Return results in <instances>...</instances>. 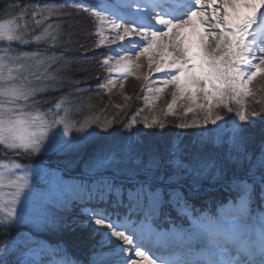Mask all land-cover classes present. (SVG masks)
<instances>
[{"label": "snow or ice", "instance_id": "obj_1", "mask_svg": "<svg viewBox=\"0 0 264 264\" xmlns=\"http://www.w3.org/2000/svg\"><path fill=\"white\" fill-rule=\"evenodd\" d=\"M60 7L36 3L18 13L17 4L2 9L6 18H0V146L15 154L0 159L3 228L26 220L33 197L32 171L15 157L78 150L103 138L114 122L98 124L102 131H97L91 125L99 117H86L76 127L67 97L51 108L40 107L47 101L38 96L63 87L61 62L67 61L62 52L50 51L62 47L61 26L52 22L61 15ZM29 9L33 26L26 19ZM84 10L99 24V43L119 49H110L116 54L102 61L110 78L100 87H114L116 78L134 75L132 69H139L137 61L145 57V81L154 73L163 74L159 86H145L157 94L152 99L169 85L174 89L165 115L176 114L177 99L194 105L185 107L184 115L202 113L177 125L201 129L187 143H171L161 150L142 146L130 136L118 160L104 152L94 158L90 172L115 164L124 179L113 174L92 180L86 202L97 206L82 210L87 220L81 223L94 225L99 240L88 264H264V128L257 141L249 129L256 128L252 117L258 114H249L246 104L255 95L252 82L264 78V0H95ZM105 25L111 36L104 35ZM31 45L34 50H24ZM233 102L238 107L228 118L225 137V118L214 109L232 113ZM135 124L133 118L125 127L131 130ZM209 124L217 126L211 138L204 127ZM154 125L165 127L157 115L145 118V127ZM73 131L80 135L71 136ZM206 181L227 196L218 207L198 213L197 203L207 196ZM55 183L69 190L88 188L83 178L72 184L57 175ZM54 217L45 206L44 222ZM181 222L188 226L181 227ZM0 253V264H78L66 251L49 250L29 238L11 237Z\"/></svg>", "mask_w": 264, "mask_h": 264}, {"label": "rangeland", "instance_id": "obj_2", "mask_svg": "<svg viewBox=\"0 0 264 264\" xmlns=\"http://www.w3.org/2000/svg\"><path fill=\"white\" fill-rule=\"evenodd\" d=\"M39 1H43L41 5L44 3H54L57 6H61L59 9L61 15L53 18L52 22L61 26L60 44L62 47L50 50H54L57 53L62 52L64 54L67 63L64 64L61 62L64 69L62 75L66 78V83H68L70 87L69 91H66L64 94L61 91L50 90L38 96L37 99L47 101V103L40 105V107L42 109L51 108L61 97H67L68 103L66 106L71 110L70 119L73 120L75 126L79 127L86 117H99L98 123L91 125V128L97 131H102V129L98 127V124H104L109 121L110 118H113V121L117 119L114 123H117L116 126L118 128H112L110 132L111 135L105 134L104 137L97 142L91 143L90 149H95L94 152H97L94 154L92 153L93 156L83 164L81 172L94 173L89 171V165L101 152L107 154L114 153L116 159H118L116 153L118 152L119 146H125L130 136L132 140L138 141L142 146L157 145L163 150L171 143H187L199 134L201 129H182L177 127L180 123L191 121L194 118H198L199 115H202V113L199 112L195 114L190 112L184 115V108L191 106L187 99H177L173 108L176 114L165 115L168 104L173 100L172 93L174 89L171 85H169L163 93L159 94L158 99H152L157 94L148 92L147 87H151L154 84L159 86L156 82L162 78L163 74L154 73L148 81H145L143 77L149 72L148 62L145 57H141L137 61L141 65L139 69H132L134 75H129L127 79H123L122 81L121 78H116L114 87L109 86L108 89L100 87L102 84H107V80L110 78L102 61L105 57L114 56L116 54L110 51V49H116V46L109 43H98V41L101 40V36L97 35L99 24L90 14V11L84 10V6L94 4L95 0ZM33 4H36V2ZM69 18L70 21H72L73 18H79L82 21H84V18H86V20L89 19L88 21L93 28L89 25L90 30L88 33L80 32L81 36H86L80 41L79 38L76 37L75 31H69L72 27ZM29 19L32 23L30 12ZM104 28V35L111 36V33L107 31L106 25ZM83 29L85 30L86 26L81 27V30ZM97 43L100 45L98 46ZM104 45L108 48L107 53L101 48V46ZM35 47V45H31L24 50L32 51ZM41 47H45V45H41ZM138 50V48L135 49V51ZM135 51L132 53L133 56H135ZM116 52H119V49H116ZM112 62L114 63L115 61L113 60ZM121 82L124 84L123 88L120 87ZM250 87L255 95L246 99L247 112L249 114L255 112L258 116L252 117V119L256 120V128H250L249 131L255 132L256 139L259 141L261 138V129L264 128V78L258 76ZM145 97L149 99L146 100ZM230 106L233 108L232 113L227 112L223 107L214 109L216 113L225 118V123L223 124L218 121V124H221V128L224 129L225 137L227 135V128L230 125L228 118L234 116L238 107L234 102L231 103ZM111 110L113 114L110 113V115H108V113H104V111ZM60 114L63 115V112ZM153 115H157L161 122L164 123L165 127L163 129L155 125L151 128L145 127V118L147 117L150 121ZM133 118H135L136 124L134 129L130 130L126 128L125 125ZM204 127L208 130L205 134L211 138L215 134L212 130H215L217 126L209 124ZM60 131H63L62 127ZM64 135L65 138L71 139V136H79L80 134L73 131L71 136L68 134ZM106 140L110 142L114 141V144L109 147L110 142ZM107 146L109 149L104 148ZM84 147L85 146L78 150L57 154L38 153L35 156H25L21 154L15 157L19 160L21 165L29 166L32 171L30 185L32 187L33 197L29 203L27 218L24 222L13 224L8 228L0 226V246H4L5 242L11 237H16L17 241H20L22 238H29L49 250L59 248L67 251V253L70 254V259H74L71 257L75 256L85 261L89 260V256L93 251V247L97 244L99 236L94 235V225H82L81 223L87 220L82 210L88 206L75 199L77 197L76 195H74L73 198L68 194V192H75V190H69L65 185H57L55 183V176L57 175L62 176L65 181L70 180L69 182L73 180L70 179L72 175H78L75 169H78L76 167L80 165L81 162L76 163L75 159L76 157L78 158L81 153L83 154L85 149L82 148ZM14 156L15 154L13 152L0 146V159H8ZM55 159L60 160L55 161ZM56 164H64L69 174L62 173ZM112 166L108 169L98 168L95 172L106 174L113 173L109 170L112 169ZM205 188L207 189V196L204 200L200 201L201 204H199V202L197 203L196 209L201 210L202 208L203 211L205 209L211 211L214 207H218L221 201V191L223 190L220 189L218 185H213L211 181L205 182ZM76 192L77 194L79 193V191ZM66 201L68 202L67 204L65 203ZM200 205H203V207ZM45 206L55 213L54 221L51 223L44 222L43 213ZM52 235L54 239L53 241H49ZM61 240L63 242H61ZM0 255H2V253H0ZM60 258V255L56 257V259Z\"/></svg>", "mask_w": 264, "mask_h": 264}, {"label": "trees", "instance_id": "obj_3", "mask_svg": "<svg viewBox=\"0 0 264 264\" xmlns=\"http://www.w3.org/2000/svg\"><path fill=\"white\" fill-rule=\"evenodd\" d=\"M44 1H48V0H44ZM42 3L43 1H39V0H0V18H6L5 16H4V14H3V11H2V9H3V6L4 5H12V4H17V5H19V8H17V13L19 12V10H20V8H22V7H24L25 5H28V4H33V3ZM29 12H30V9H29ZM27 20H28V22H29V25L30 26H33L32 25V23H31V21H30V19H29V15L27 16V18H26ZM89 19H87L86 20V18H84V21H82L81 19H79V18H73V20L72 21H70V18H69V22H70V24H72V27H71V29L69 30L70 32H72V31H75V33H76V37H78L79 38V40L81 41V39L82 38H84V37H86V36H84V35H82L81 36V34H80V32L81 33H83V32H89V30H90V28H89V25L92 27V25L89 23V21H88ZM73 24H74V26H73ZM84 27V26H86V29L84 30H81V27ZM93 28V27H92ZM38 31V30H37ZM75 37V38H76ZM50 51H54V50H50ZM68 54H69V51H68ZM62 75V74H61ZM61 79H62V82H63V87H60L59 88V90H55V91H61L63 94L67 91H69V84L68 83H66V78H64V76L62 75L61 76ZM104 113L106 114V113H108V115H110V113L111 114H113V112H112V110L111 111H104ZM112 116V115H111ZM110 120H113V118H110ZM117 120V119H116ZM116 120L114 119V122H116ZM112 123L111 124V127L110 128H108L107 129V131L105 132V134H110V132H111V130H112V128H118L116 125H117V123ZM121 122V121H120ZM110 130V131H109ZM106 141H108V142H110L109 140H106ZM114 144V141H111L110 143H109V147H111L112 145ZM120 145V144H119ZM124 145H122V146H119V149H118V152L116 153L117 154V157H118V159H119V155H120V153H121V150L124 148L123 147ZM108 147V146H107ZM107 147H104L105 149H109V147L107 148ZM91 148V143L90 144H87V145H85V147L84 148H82V149H85L84 151H83V154L81 153V155H79L78 156V158L76 157V159H75V162L76 163H79V162H81L80 163V165H77V167L76 168H78V169H75V170H77V172H81L82 171V166H83V164L84 163H86L88 160H89V158H91L92 156H93V154L94 153H96L97 151H95L94 152V150L95 149H90ZM107 151H109V150H107ZM93 153V154H92ZM91 155V156H90ZM82 159V160H81ZM117 159V160H118ZM60 159H55V161H59ZM100 170H102V169H100ZM111 172H113L114 174H117V168H116V166H115V164H113V166H112V169H109ZM118 176H121V177H124L122 174H117ZM72 178H76V179H74V180H71V182L70 183H72V184H78L79 183V180H80V178H82V177H80V176H78V175H72ZM84 179V178H83ZM86 181H87V183H88V188L85 190V191H80L78 188L77 189H75V192H68V194H70L73 198H74V195H76L77 197L75 198V199H77V200H79L81 203H83V204H85L86 203V201L84 200V199H86L87 200V198H88V191H91L92 190V180H88V179H85ZM96 180H100V179H96ZM70 181V180H69ZM76 191H79V193L77 194V192ZM221 196H220V199H224L223 197H224V191H221ZM225 194H227V193H225ZM89 203H95V202H89ZM203 203V202H202ZM199 204H201L200 202H199ZM201 206V205H200ZM67 208V207H66ZM53 235H52V237L50 238V240L49 241H53ZM63 240V239H62ZM61 240V242H63ZM67 252V251H66Z\"/></svg>", "mask_w": 264, "mask_h": 264}, {"label": "bare ground", "instance_id": "obj_4", "mask_svg": "<svg viewBox=\"0 0 264 264\" xmlns=\"http://www.w3.org/2000/svg\"><path fill=\"white\" fill-rule=\"evenodd\" d=\"M98 43H99V41H98ZM98 43H97V45L99 46L100 44H98ZM101 48L104 49L106 53L108 52V48H106V45L101 46ZM190 105H191V106H194V105H192L191 103H190Z\"/></svg>", "mask_w": 264, "mask_h": 264}]
</instances>
